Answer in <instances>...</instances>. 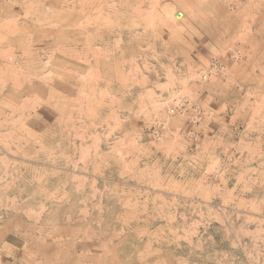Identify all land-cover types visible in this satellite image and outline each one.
Segmentation results:
<instances>
[{
    "label": "rangeland",
    "instance_id": "rangeland-1",
    "mask_svg": "<svg viewBox=\"0 0 264 264\" xmlns=\"http://www.w3.org/2000/svg\"><path fill=\"white\" fill-rule=\"evenodd\" d=\"M0 264H264V0H0Z\"/></svg>",
    "mask_w": 264,
    "mask_h": 264
}]
</instances>
